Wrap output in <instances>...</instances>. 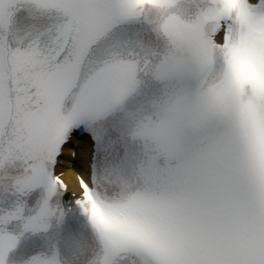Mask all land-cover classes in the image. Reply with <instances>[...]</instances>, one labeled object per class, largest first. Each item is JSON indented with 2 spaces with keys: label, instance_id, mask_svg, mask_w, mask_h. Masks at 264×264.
I'll use <instances>...</instances> for the list:
<instances>
[{
  "label": "snow or ice",
  "instance_id": "6c2138e0",
  "mask_svg": "<svg viewBox=\"0 0 264 264\" xmlns=\"http://www.w3.org/2000/svg\"><path fill=\"white\" fill-rule=\"evenodd\" d=\"M227 4L0 0V264H264V0Z\"/></svg>",
  "mask_w": 264,
  "mask_h": 264
},
{
  "label": "clouds",
  "instance_id": "9594fccd",
  "mask_svg": "<svg viewBox=\"0 0 264 264\" xmlns=\"http://www.w3.org/2000/svg\"><path fill=\"white\" fill-rule=\"evenodd\" d=\"M240 2L241 0H228L227 7L235 11ZM255 23L257 27L251 33H246L247 47L236 51L234 61L242 81L264 92V20ZM72 194L78 195L79 190Z\"/></svg>",
  "mask_w": 264,
  "mask_h": 264
},
{
  "label": "bare ground",
  "instance_id": "6f19581e",
  "mask_svg": "<svg viewBox=\"0 0 264 264\" xmlns=\"http://www.w3.org/2000/svg\"><path fill=\"white\" fill-rule=\"evenodd\" d=\"M80 145H82V144H80ZM84 150L85 149H82L80 151L83 152ZM65 155L68 156V155H70V153L66 152ZM72 168H74V170L65 171L63 176L66 179L67 183L69 184V186L72 190H78V185H77V181H76V171L80 170V165L79 164L73 165Z\"/></svg>",
  "mask_w": 264,
  "mask_h": 264
}]
</instances>
